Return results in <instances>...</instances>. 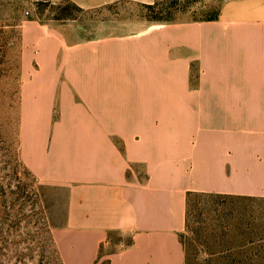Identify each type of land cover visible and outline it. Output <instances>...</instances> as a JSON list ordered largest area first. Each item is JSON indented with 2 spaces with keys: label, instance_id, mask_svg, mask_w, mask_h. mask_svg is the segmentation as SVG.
<instances>
[{
  "label": "crops",
  "instance_id": "0c3cea01",
  "mask_svg": "<svg viewBox=\"0 0 264 264\" xmlns=\"http://www.w3.org/2000/svg\"><path fill=\"white\" fill-rule=\"evenodd\" d=\"M34 45L35 92L64 116L23 136L22 159L66 190L64 264H95L112 232L131 243L106 264H185L189 192L264 198V0H222L212 21Z\"/></svg>",
  "mask_w": 264,
  "mask_h": 264
},
{
  "label": "rangeland",
  "instance_id": "374dc122",
  "mask_svg": "<svg viewBox=\"0 0 264 264\" xmlns=\"http://www.w3.org/2000/svg\"><path fill=\"white\" fill-rule=\"evenodd\" d=\"M221 1L155 0L151 9L120 1L82 10L69 0H0V264H64L55 232L65 222L66 190L40 181L22 159L23 136L64 116L58 100L48 108L49 94L35 92L44 83L37 39L58 37L69 46L212 21ZM196 73L194 66L193 82ZM179 239L185 264H264V198L193 194ZM130 243V235L110 233L95 264Z\"/></svg>",
  "mask_w": 264,
  "mask_h": 264
},
{
  "label": "trees",
  "instance_id": "16d2710c",
  "mask_svg": "<svg viewBox=\"0 0 264 264\" xmlns=\"http://www.w3.org/2000/svg\"><path fill=\"white\" fill-rule=\"evenodd\" d=\"M154 5V4H153ZM153 5H147V9H151ZM216 18V17H215ZM213 20V19H212ZM207 194V193H199V192H189L186 196V209H187V206L189 205V200H190V196H192L193 194ZM210 195V194H209ZM211 195H215V196H228V195H219V194H211Z\"/></svg>",
  "mask_w": 264,
  "mask_h": 264
}]
</instances>
